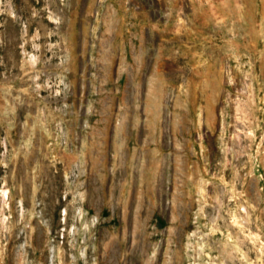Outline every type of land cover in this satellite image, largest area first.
<instances>
[{
    "label": "rangeland",
    "instance_id": "1",
    "mask_svg": "<svg viewBox=\"0 0 264 264\" xmlns=\"http://www.w3.org/2000/svg\"><path fill=\"white\" fill-rule=\"evenodd\" d=\"M0 264H264V0H0Z\"/></svg>",
    "mask_w": 264,
    "mask_h": 264
}]
</instances>
